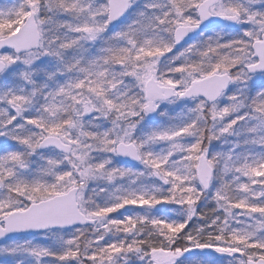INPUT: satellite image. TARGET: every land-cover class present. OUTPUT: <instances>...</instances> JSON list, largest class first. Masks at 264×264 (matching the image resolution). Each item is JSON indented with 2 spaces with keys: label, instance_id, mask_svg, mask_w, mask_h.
<instances>
[{
  "label": "snow or ice",
  "instance_id": "snow-or-ice-1",
  "mask_svg": "<svg viewBox=\"0 0 264 264\" xmlns=\"http://www.w3.org/2000/svg\"><path fill=\"white\" fill-rule=\"evenodd\" d=\"M0 138V264H264V0L0 7Z\"/></svg>",
  "mask_w": 264,
  "mask_h": 264
},
{
  "label": "trees",
  "instance_id": "trees-1",
  "mask_svg": "<svg viewBox=\"0 0 264 264\" xmlns=\"http://www.w3.org/2000/svg\"><path fill=\"white\" fill-rule=\"evenodd\" d=\"M13 3L16 2V0H11ZM228 33L231 34V35H235V32H233L231 29L228 30ZM0 146L2 147H9V148H14L15 145L12 144L11 142L9 141H5L4 139L3 140H0ZM259 151V149H257ZM119 162V161H118ZM158 207H161V206H158ZM202 209V206L201 208L199 209V211H201ZM167 209H165L164 207H161V211H166ZM204 210V209H203ZM124 210H121V212H123ZM113 216H116L118 217L120 215V213H113L111 214ZM34 237H30L29 239H33ZM193 260H201V261H214L215 264H228V261L227 259L223 258L220 254H212V255H194V257H191ZM46 259V264H55V262L53 261L52 258H45Z\"/></svg>",
  "mask_w": 264,
  "mask_h": 264
},
{
  "label": "rangeland",
  "instance_id": "rangeland-1",
  "mask_svg": "<svg viewBox=\"0 0 264 264\" xmlns=\"http://www.w3.org/2000/svg\"><path fill=\"white\" fill-rule=\"evenodd\" d=\"M13 2L11 0H0V7H5V6H10ZM0 140H3V138H0ZM214 144L217 145V148L216 150H220L219 149V144L218 142H213ZM258 151V150H257ZM213 206L212 202H209V204L207 205V207H204L202 205V209L201 211H205V212H208L210 210V208ZM204 209V210H203ZM258 215V214H256ZM32 240H34L36 243H39V244H51V241H44V240H41L40 237H34ZM210 251V250H208ZM3 258H0V261H2Z\"/></svg>",
  "mask_w": 264,
  "mask_h": 264
},
{
  "label": "water",
  "instance_id": "water-1",
  "mask_svg": "<svg viewBox=\"0 0 264 264\" xmlns=\"http://www.w3.org/2000/svg\"><path fill=\"white\" fill-rule=\"evenodd\" d=\"M120 159H123V158H120ZM30 237H32V236H30ZM30 237H29V238H30ZM192 257H194V256H192Z\"/></svg>",
  "mask_w": 264,
  "mask_h": 264
}]
</instances>
